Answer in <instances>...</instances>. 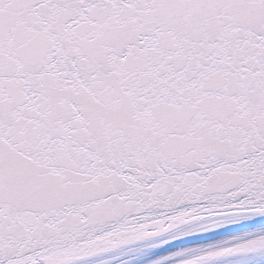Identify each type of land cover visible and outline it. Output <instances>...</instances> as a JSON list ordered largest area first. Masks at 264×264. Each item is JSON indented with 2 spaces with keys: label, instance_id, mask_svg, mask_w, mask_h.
I'll return each instance as SVG.
<instances>
[{
  "label": "snow or ice",
  "instance_id": "1",
  "mask_svg": "<svg viewBox=\"0 0 264 264\" xmlns=\"http://www.w3.org/2000/svg\"><path fill=\"white\" fill-rule=\"evenodd\" d=\"M241 221L176 264L264 257V0H0V264Z\"/></svg>",
  "mask_w": 264,
  "mask_h": 264
},
{
  "label": "bare ground",
  "instance_id": "2",
  "mask_svg": "<svg viewBox=\"0 0 264 264\" xmlns=\"http://www.w3.org/2000/svg\"><path fill=\"white\" fill-rule=\"evenodd\" d=\"M244 231L232 232L225 235L214 236L213 233L190 234L183 239L168 240L167 243L156 242L153 246H146L136 253H132L128 264H176L183 257L175 256L177 252L185 249L215 245L227 241L232 237L241 236Z\"/></svg>",
  "mask_w": 264,
  "mask_h": 264
},
{
  "label": "rangeland",
  "instance_id": "3",
  "mask_svg": "<svg viewBox=\"0 0 264 264\" xmlns=\"http://www.w3.org/2000/svg\"><path fill=\"white\" fill-rule=\"evenodd\" d=\"M216 264H264V257H249L243 260L233 259V260H227V261H218L216 262Z\"/></svg>",
  "mask_w": 264,
  "mask_h": 264
}]
</instances>
